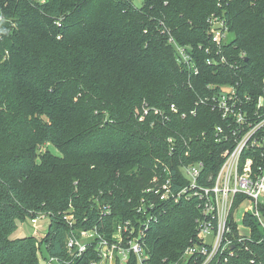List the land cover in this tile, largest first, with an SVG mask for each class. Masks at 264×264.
Returning a JSON list of instances; mask_svg holds the SVG:
<instances>
[{
	"label": "trees",
	"instance_id": "1",
	"mask_svg": "<svg viewBox=\"0 0 264 264\" xmlns=\"http://www.w3.org/2000/svg\"><path fill=\"white\" fill-rule=\"evenodd\" d=\"M217 3L231 36L226 56L240 65L242 90L257 93L264 0H0V264H43L38 251L69 260L62 219L69 206L76 228L109 237L133 218L154 172L165 168L183 184L179 165L202 160L204 172L215 173L221 158L211 130L219 113L202 105L195 116L180 114L207 84L237 76L207 65L197 48L209 44L206 20ZM166 31L196 48L197 75L177 64ZM142 102L168 119L151 111L140 119ZM44 143L56 153L41 150ZM39 212L49 218L39 242L11 238L19 222ZM198 216L193 200L166 204L146 235L144 264H198L182 257L195 241ZM244 223L262 241L247 242L248 250L241 246L222 264H264V236L249 216ZM94 259L89 248L68 264ZM124 264L139 263L129 255Z\"/></svg>",
	"mask_w": 264,
	"mask_h": 264
},
{
	"label": "built area",
	"instance_id": "2",
	"mask_svg": "<svg viewBox=\"0 0 264 264\" xmlns=\"http://www.w3.org/2000/svg\"><path fill=\"white\" fill-rule=\"evenodd\" d=\"M217 6L218 10L206 20L209 44L205 47L198 45L197 48H204L207 65L215 68L227 66L234 71L235 77L240 65H236V60L230 63L226 56L225 45L231 36L225 11L220 3ZM165 34L168 44L174 49L177 64L197 75L196 48L178 43L169 31ZM242 56L244 54L240 55L241 59L244 58ZM206 88L208 92L199 96L194 106L180 116H195L202 105L219 113L221 123L215 124L211 130L221 158L215 173L204 172L202 160L179 165L183 184L165 168L162 172H154L150 184L141 191L133 218L118 222L109 237L95 227L76 228L69 206L62 219L69 227L65 248L70 259L42 258L38 251L41 263L68 264L93 248L96 259L89 264H124L129 255H134L139 264H144L149 259L145 249L149 228L158 221L166 204L181 200L195 201L199 210L195 219V241L188 244L182 253L185 262L193 257L198 259V264H222L237 256L241 246L248 250L249 242L262 241L263 237L253 240L244 218L249 216L254 220L264 236V222L260 214V209L264 207L260 203V198L264 197V77L257 93L242 90L239 72L233 80L209 83ZM141 110L140 119L150 111L163 120L169 117L157 108L149 109L146 102H142ZM170 110L177 112L174 105L170 106ZM201 135L204 136V132ZM197 137L194 135V139ZM174 142V138H167L171 150L175 147ZM45 217L43 212L29 217L34 232L38 229L40 218Z\"/></svg>",
	"mask_w": 264,
	"mask_h": 264
},
{
	"label": "rangeland",
	"instance_id": "3",
	"mask_svg": "<svg viewBox=\"0 0 264 264\" xmlns=\"http://www.w3.org/2000/svg\"><path fill=\"white\" fill-rule=\"evenodd\" d=\"M134 3L136 5H140L141 0H134ZM230 39H231V37H229V40ZM45 148H48L51 152L56 153V150L54 149V147L51 144L44 143L40 147L41 150H43ZM260 203L264 206V197L260 198ZM260 214H261L262 220L264 222V207H263V209H260ZM48 223H49L48 217L40 218V221H38V223H37L38 229L36 230V232H34L35 228L30 224L29 218H26L22 222L18 223L16 230L11 235V238L31 236L32 235L36 238V240H37L36 242H39L41 240L42 236H44V233L46 231ZM38 246H39V243H38ZM40 262H41V260H40Z\"/></svg>",
	"mask_w": 264,
	"mask_h": 264
},
{
	"label": "water",
	"instance_id": "4",
	"mask_svg": "<svg viewBox=\"0 0 264 264\" xmlns=\"http://www.w3.org/2000/svg\"><path fill=\"white\" fill-rule=\"evenodd\" d=\"M245 60H247V59L245 58Z\"/></svg>",
	"mask_w": 264,
	"mask_h": 264
}]
</instances>
